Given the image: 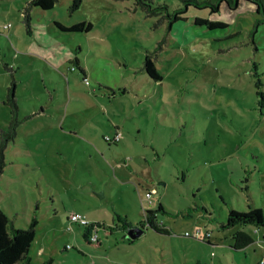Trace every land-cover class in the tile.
Wrapping results in <instances>:
<instances>
[{
    "label": "rangeland",
    "instance_id": "rangeland-1",
    "mask_svg": "<svg viewBox=\"0 0 264 264\" xmlns=\"http://www.w3.org/2000/svg\"><path fill=\"white\" fill-rule=\"evenodd\" d=\"M30 1L0 0V143L15 130L0 207L9 232L37 222L32 263L261 264L264 228L222 225L231 209L264 213V23L250 35L264 15L240 0L210 17L226 31H209L193 24L206 9L167 23L158 7L180 0H145L151 12L137 0H82L76 11L72 0L48 11ZM81 22L91 31L57 26ZM149 53L160 82L143 69ZM72 213L111 233L88 244ZM147 215L162 230L129 243L124 220ZM240 230L254 243L234 250Z\"/></svg>",
    "mask_w": 264,
    "mask_h": 264
},
{
    "label": "trees",
    "instance_id": "trees-1",
    "mask_svg": "<svg viewBox=\"0 0 264 264\" xmlns=\"http://www.w3.org/2000/svg\"><path fill=\"white\" fill-rule=\"evenodd\" d=\"M58 0H31L28 3V8H39L44 11L52 10ZM182 7L173 10L170 13L168 12V7L165 5L164 7H158L159 10L165 13V18L167 19V23L169 25H173L179 21L186 20L185 15L189 8L193 7L198 10H208L207 17H198L196 16L193 20V24L195 27L206 28L209 31H226L229 24L224 21H215L210 17L219 14L222 10L235 11L238 9L240 0H180ZM245 2L253 5L255 7V12L257 14L264 15V7L263 0H244ZM137 3L142 7H146L149 11L150 6L146 4L145 0H137ZM82 4V0H72L70 10L76 11L80 8ZM148 11V12H149ZM151 12V11H150ZM29 16H25V21L28 22ZM264 23V18L258 19L253 28L251 30L250 35L254 36L257 33V30L261 24ZM57 26L62 31H70V32H90L92 29L91 23H78L71 27H64L61 24L57 23ZM143 69L150 79L155 82H160L162 80V75L157 70L154 61L151 59V54H146L143 61ZM81 71V70H80ZM83 74V71H81ZM12 87L14 84L12 83ZM12 92V88H10ZM124 92V91H123ZM6 104L11 107H15L14 100L12 99V93L9 94L6 100ZM8 132H1L2 143H0V167L4 165V155L3 149L10 139V137L15 135L14 127H12V123L8 126ZM116 134V133H115ZM115 136V135H114ZM113 136V137H114ZM110 138V137H106ZM105 138V140H106ZM108 142L116 143V141L106 140ZM1 170V168H0ZM161 206H159V209ZM147 214H152L151 211H147ZM8 223L9 220L7 216L4 214L0 207V264H33L31 258L29 257V251L31 245L34 241L35 237V225L36 221L33 220L29 227L25 230L11 228V231H8ZM79 228H82V238L88 243L92 245L99 246L100 243L98 239L95 241L91 240V235L93 233L98 232L99 229H102L105 235H109L111 233V228L106 227L102 223L98 222H89L86 225L76 224ZM135 224L124 220V225L122 226V230L126 231L127 227H131ZM145 232L150 228L156 231H160L162 229L159 228L157 221L154 217H150L147 215L145 221L139 224ZM234 226H253L256 229L264 228V213L259 208H251L248 211H236L229 210L226 216V222L222 225L223 228H233ZM139 227V226H137ZM117 228V227H115ZM208 234V235H206ZM204 238L205 241H209L210 234L206 233ZM98 236V234H97ZM199 239V238H198ZM232 248L234 250L245 249L247 246L254 243L253 238L244 231H238L232 235ZM129 243H132L133 240L127 237ZM264 262V261H263ZM42 264H51V260L44 262Z\"/></svg>",
    "mask_w": 264,
    "mask_h": 264
},
{
    "label": "built area",
    "instance_id": "built-area-1",
    "mask_svg": "<svg viewBox=\"0 0 264 264\" xmlns=\"http://www.w3.org/2000/svg\"><path fill=\"white\" fill-rule=\"evenodd\" d=\"M8 26H9V25H7V27H8ZM119 138H120V135L116 133L115 136H114L113 138H109V139L106 138V140H110V141L114 140V141L118 142V141H119ZM69 220H70V222L73 223V224H80V225H86V226L89 224L88 219H87L84 215H81V214H79V213H72V214L70 215ZM206 235H208V234H206ZM193 237H195V238H202V237H201V230H196V231L194 232V234H193ZM97 239H98L97 234H96V233H93V234L91 235V240H92V241H95V240H97ZM261 264H264V262L262 261Z\"/></svg>",
    "mask_w": 264,
    "mask_h": 264
},
{
    "label": "water",
    "instance_id": "water-1",
    "mask_svg": "<svg viewBox=\"0 0 264 264\" xmlns=\"http://www.w3.org/2000/svg\"><path fill=\"white\" fill-rule=\"evenodd\" d=\"M126 233L129 239L135 240L144 235L145 230L141 227H127Z\"/></svg>",
    "mask_w": 264,
    "mask_h": 264
},
{
    "label": "flooded vegetation",
    "instance_id": "flooded-vegetation-1",
    "mask_svg": "<svg viewBox=\"0 0 264 264\" xmlns=\"http://www.w3.org/2000/svg\"><path fill=\"white\" fill-rule=\"evenodd\" d=\"M137 226L141 227L139 224H137V225H133V226H131V227H137ZM141 228H142V227H141Z\"/></svg>",
    "mask_w": 264,
    "mask_h": 264
},
{
    "label": "crops",
    "instance_id": "crops-1",
    "mask_svg": "<svg viewBox=\"0 0 264 264\" xmlns=\"http://www.w3.org/2000/svg\"><path fill=\"white\" fill-rule=\"evenodd\" d=\"M84 73V72H83ZM85 74V73H84Z\"/></svg>",
    "mask_w": 264,
    "mask_h": 264
}]
</instances>
